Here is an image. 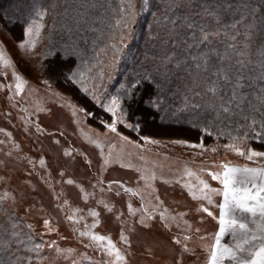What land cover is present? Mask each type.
Returning a JSON list of instances; mask_svg holds the SVG:
<instances>
[{
  "label": "snow or ice",
  "instance_id": "snow-or-ice-1",
  "mask_svg": "<svg viewBox=\"0 0 264 264\" xmlns=\"http://www.w3.org/2000/svg\"><path fill=\"white\" fill-rule=\"evenodd\" d=\"M0 264H264V0H54L0 43Z\"/></svg>",
  "mask_w": 264,
  "mask_h": 264
},
{
  "label": "trees",
  "instance_id": "trees-1",
  "mask_svg": "<svg viewBox=\"0 0 264 264\" xmlns=\"http://www.w3.org/2000/svg\"><path fill=\"white\" fill-rule=\"evenodd\" d=\"M54 0H18L14 5L15 13L13 15H8L9 20L7 21L3 9H0V24L6 29L17 41L21 36V28L24 25V21L31 18L34 15V12L42 7H48ZM60 5H64L65 0H58ZM79 0H67L68 4L78 3ZM233 4L241 3H251L256 2V0H231ZM152 17L150 14L145 13L141 15L138 19L136 28H135V40L130 45L132 55H139L144 50L145 37L148 32V25L151 23ZM46 21L52 23V16L49 15L46 18ZM6 26V28L4 27ZM66 37V34H64ZM61 41V33L58 32V42ZM130 65H122V72L129 71ZM117 80L122 79L121 75H117ZM112 87V86H111ZM179 104V100L176 102ZM143 119L144 128H146L149 123H155L164 127L166 132H175L180 133L184 136H180L181 139H191L195 140L197 133L195 130L191 129L187 123L188 114L182 113L179 115V120L176 118L161 120L159 114H151L145 112ZM146 133V132H145ZM148 134V133H146ZM210 142V141H209Z\"/></svg>",
  "mask_w": 264,
  "mask_h": 264
},
{
  "label": "rangeland",
  "instance_id": "rangeland-1",
  "mask_svg": "<svg viewBox=\"0 0 264 264\" xmlns=\"http://www.w3.org/2000/svg\"><path fill=\"white\" fill-rule=\"evenodd\" d=\"M18 0H0V9H3V13H5L7 21L9 20L8 15H13L15 13L14 5L16 4ZM35 0H33L34 2ZM2 13V12H0ZM47 26L50 29L52 27V23L49 21L47 22ZM6 28V26H4ZM58 32L54 33L52 36V40L55 43L58 42ZM0 43L4 44L5 47L9 50L10 54L13 56H16L17 53V41L14 39V37L8 32L6 29H4L1 24H0ZM47 44V36L42 37V42L39 44V49L41 51L44 50L45 46ZM20 56H24V53L21 51ZM20 70L22 74H25L29 79H31L33 82H35L39 78V70H36L33 72L31 62L28 60L27 57L24 58L23 61L20 63ZM111 89V85L109 86ZM148 133L152 135V138L159 140L160 145L159 146H154V145H149L148 147L153 148L154 153H159L158 157H150V158H155L160 160L161 162L163 161L164 156H169V157H180L182 159H189L191 158V152L192 150L185 149L179 146H174L171 143H169L173 139H181L180 136H184L180 133H175V132H166L164 127L156 124L155 123H149V125L144 128V133ZM145 133V134H146ZM135 138V136H133ZM229 159L232 160H237L238 158L229 155ZM213 186L215 183L213 182Z\"/></svg>",
  "mask_w": 264,
  "mask_h": 264
}]
</instances>
